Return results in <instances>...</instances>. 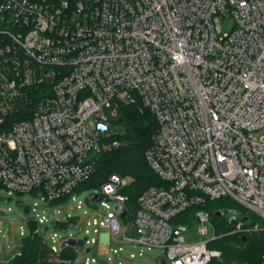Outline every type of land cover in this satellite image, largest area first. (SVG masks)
I'll return each instance as SVG.
<instances>
[{
    "label": "built area",
    "instance_id": "built-area-1",
    "mask_svg": "<svg viewBox=\"0 0 264 264\" xmlns=\"http://www.w3.org/2000/svg\"><path fill=\"white\" fill-rule=\"evenodd\" d=\"M123 104L154 115L146 159L164 185L135 205L113 174L93 212L79 201L70 215L120 145L105 107L117 117ZM0 184L31 213L21 239L32 221L53 254L76 250L72 264L82 249L80 264H208L221 256L213 214L226 235L264 233V0H0ZM193 208L212 236L190 243L172 221ZM81 226L82 241L66 233ZM1 234L10 261L21 239L4 248Z\"/></svg>",
    "mask_w": 264,
    "mask_h": 264
},
{
    "label": "trees",
    "instance_id": "trees-1",
    "mask_svg": "<svg viewBox=\"0 0 264 264\" xmlns=\"http://www.w3.org/2000/svg\"><path fill=\"white\" fill-rule=\"evenodd\" d=\"M119 131L114 139L120 145L108 150L98 163V168L91 182L94 186L101 185L111 175L116 174L129 179L130 183L124 193L131 204H137L141 194L149 187L163 186V181L149 166L146 153L152 145V137L158 129L154 115L138 104H123L119 110L118 119L114 121ZM0 187L1 184H0ZM226 201L224 199L211 202L209 207H217ZM190 209L186 213L194 212ZM183 215V214H182ZM212 219H217L215 214ZM223 224V223H222ZM37 224L30 221V234L20 241L21 254L8 263L0 264H72L76 258L74 248H64L55 255L50 250L44 238L34 234ZM239 235H226V227L220 228L217 237L211 241L210 247L220 250V258H213L208 264H256L264 253V233H249L246 240Z\"/></svg>",
    "mask_w": 264,
    "mask_h": 264
},
{
    "label": "rangeland",
    "instance_id": "rangeland-1",
    "mask_svg": "<svg viewBox=\"0 0 264 264\" xmlns=\"http://www.w3.org/2000/svg\"><path fill=\"white\" fill-rule=\"evenodd\" d=\"M235 25V21L233 18H227L222 20L221 22V28H220V36H224L225 34H228L232 31L233 27ZM105 112L107 113V116L110 121H116L118 119L117 117H114V109L105 107ZM119 115V114H118ZM113 130L115 132L119 131V127H113ZM99 191V185L94 186L93 184H82L79 186V188L75 191V200H71L68 202L66 209V212L70 215L75 214L76 206L79 201H83L84 205L81 209L79 215H82L85 211H88L89 213L93 212V210L87 206L86 201H88L89 197ZM30 196H27V199H29ZM32 202H38L36 198H33L31 200ZM227 203V201H226ZM225 202L222 203V205H219L217 207H224ZM0 208L7 211V213L2 216L0 215V229H1V245L6 248V246H13L14 241L20 240L21 236L19 235V226H25L26 227V219L30 218L31 213L24 210L22 206H20L19 202L16 201V199L8 194V192L5 191L3 187H0ZM10 209V211H8ZM62 213L64 214V210L61 209ZM250 213H253L251 211H248ZM252 216V215H251ZM212 223L214 224L216 228V233L220 228L223 227V224L221 221V218L217 217V219H211ZM173 226H179V225H185L187 227V231L184 233L185 241L187 242H197L200 240H206L212 236V232L209 230L205 235L201 233V224L196 222L194 220V215L192 212H189L187 214H183L178 216L176 219L172 221ZM67 234H72L75 236V238L79 241H82L85 237V228L83 226L77 227V228H68L66 231ZM63 232H59V235H63ZM86 247V246H85ZM84 247V248H85ZM213 249L219 250L216 247H213ZM220 251V250H219ZM150 255H159L162 254L161 249H153L151 251H147ZM84 254L83 249L78 253L77 260L75 261V264H80V257ZM220 258V257H218ZM0 263H8V261H4V259L0 258ZM136 264H156V261H149V260H141L136 261Z\"/></svg>",
    "mask_w": 264,
    "mask_h": 264
},
{
    "label": "water",
    "instance_id": "water-1",
    "mask_svg": "<svg viewBox=\"0 0 264 264\" xmlns=\"http://www.w3.org/2000/svg\"><path fill=\"white\" fill-rule=\"evenodd\" d=\"M0 215H4V212L0 210ZM242 240H246V237H243ZM69 245L71 246H75L76 245V242L74 240H71L68 242Z\"/></svg>",
    "mask_w": 264,
    "mask_h": 264
}]
</instances>
